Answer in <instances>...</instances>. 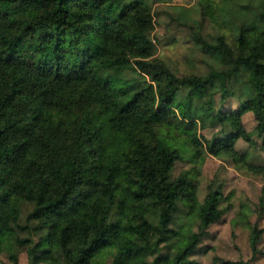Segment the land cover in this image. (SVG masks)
<instances>
[{
	"label": "trees",
	"instance_id": "trees-1",
	"mask_svg": "<svg viewBox=\"0 0 264 264\" xmlns=\"http://www.w3.org/2000/svg\"><path fill=\"white\" fill-rule=\"evenodd\" d=\"M155 2L173 0H0V253L15 239L29 264H56L57 249L67 264H144L142 252L200 264L207 253L231 205L220 183L199 200L204 157L253 144L242 121L253 111L264 150V0L173 6L220 64L184 76L155 56ZM206 126L216 132L202 140ZM250 170L264 195V166Z\"/></svg>",
	"mask_w": 264,
	"mask_h": 264
},
{
	"label": "rangeland",
	"instance_id": "rangeland-1",
	"mask_svg": "<svg viewBox=\"0 0 264 264\" xmlns=\"http://www.w3.org/2000/svg\"><path fill=\"white\" fill-rule=\"evenodd\" d=\"M193 3L194 0H173L172 3L155 2L153 5L155 28L150 37L156 46L155 56L178 76L206 74L211 69L220 67L219 62H214L199 50L187 27L171 19L174 14L173 6L189 8ZM217 33L218 30L209 21L204 23L202 34L205 37L215 36ZM231 105L236 107L234 102ZM257 113V111L247 112L242 117L244 128L253 144L250 145L239 139L235 142L238 156L206 155L200 167L197 191L199 200L203 201L211 182L215 185L220 183L224 196H229L227 204L231 205L222 219L208 228V235L203 242V246H207V253L199 256L200 264H216L215 258L264 264L263 182L261 175L250 170V166H264V150L261 149L257 138ZM215 132V129L206 126L199 129L197 135L204 140V138L210 139ZM189 166V163L179 162L177 170H185ZM30 211L31 207L23 206L19 219L21 224H24L25 217ZM253 230L259 235L254 248L250 243ZM41 235L34 234L33 242H38ZM20 237L23 238L25 235L21 234ZM27 247L28 245H17L15 239L9 244L7 251L0 253V264H29ZM55 256L56 264H67L60 250L55 251ZM155 256L142 252L136 257V261L151 264ZM111 261V257L106 256L101 264H111Z\"/></svg>",
	"mask_w": 264,
	"mask_h": 264
}]
</instances>
